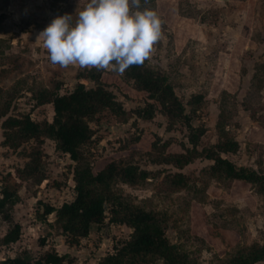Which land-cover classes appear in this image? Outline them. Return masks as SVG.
Listing matches in <instances>:
<instances>
[{"label":"rangeland","instance_id":"rangeland-1","mask_svg":"<svg viewBox=\"0 0 264 264\" xmlns=\"http://www.w3.org/2000/svg\"><path fill=\"white\" fill-rule=\"evenodd\" d=\"M87 2L0 0V111L8 102V115L28 114L34 122L49 123L52 105H35L31 97L34 89L58 84V93L66 95L78 82L94 86L82 78L87 69L54 66L38 38L55 16L74 15ZM142 7L155 10L162 20V38L147 62L168 74L188 118L171 123L156 112L150 120L132 115L121 123L102 110L89 120L93 135L83 150L94 170L129 156L150 172L141 185L118 187L134 203H143L162 216L170 243L200 264H215L263 243L261 197L244 182L209 179L202 170L212 162L203 156L178 169L151 164L148 155L158 138L169 153H181L182 145L190 148V125L204 129L198 150H211L229 139L232 150L220 153L221 157L237 167L264 172V0H148L147 4L142 0ZM104 71L101 81L124 110L131 113L148 101L146 93L134 90L120 75ZM198 93L203 94V101L190 112L187 102ZM223 94L230 110L226 135L216 126ZM1 133L0 128V141ZM29 148L24 145L13 152L0 146V185L7 173L14 176V169L23 166ZM42 150L45 180L39 185L17 180L19 201L10 214L12 221L20 224L21 235L16 243L0 246V260L14 256L33 260L54 251L68 255L69 264H100L106 254L129 239L132 230L109 225L106 220L101 226H92L86 238L72 243L70 236L55 228L53 214L42 220L39 202L59 207L74 197V162L56 152L51 139L44 140ZM167 173L182 174L185 186L166 188L162 179ZM8 227L0 222V238Z\"/></svg>","mask_w":264,"mask_h":264},{"label":"trees","instance_id":"trees-1","mask_svg":"<svg viewBox=\"0 0 264 264\" xmlns=\"http://www.w3.org/2000/svg\"><path fill=\"white\" fill-rule=\"evenodd\" d=\"M104 72L87 69L82 78L92 82L94 86L88 88L78 82L66 95L58 93V84L34 89L31 97L35 105H52L53 116L49 123L34 122L28 114L8 115L9 104L5 102L6 105L0 111V146L13 152L24 145H29L30 148L23 155L26 159L23 166L14 169V176L7 173L0 185V222L9 224L0 238V246H9L19 240L21 226L12 221L10 214L12 207L19 201L17 180L31 181L36 185L45 180L42 171V146L45 139H51L55 151L68 155L74 162V197L59 207L39 202L42 206L39 214L42 220L53 214L55 228L61 235L70 236L72 243L86 238L92 226H101L106 220L109 225H125L130 228L132 232L129 239L115 247L112 253L106 254L100 264H200L193 255L181 251L168 241L162 216L143 203H134L118 187L120 184L141 185L149 178L150 172L134 164L129 156L109 161L102 168L94 170L83 150L93 135L89 120L99 111H109L121 123H125L132 115L150 120L156 112L164 115L169 122L176 123L187 117L184 104L175 94L168 74L155 69L146 60L141 66H131L120 76L134 90L146 93L148 99L143 107L136 108L131 113L127 112L108 90V86L101 81ZM203 98L201 93L190 96L187 102L190 112L195 111ZM228 107L223 94L216 124L222 135L227 132L225 127L230 117ZM189 129L187 140L190 148L182 145L181 153H169L164 142L160 144L161 140L158 138L150 146V163L181 169L203 156L212 162L202 170L209 179L244 182L261 197L264 205V172L237 167L227 158L221 157L220 153H229L232 150L229 139L214 145L211 150H198L204 129L190 125ZM185 184V177L180 173H167L162 179V185L169 190L183 188ZM43 243L41 241L40 245ZM67 258L69 256L66 254L59 255L51 251L33 260L23 256L6 257L0 260V264H69ZM260 261H264V241L261 245L256 243L225 260H216L215 264H256Z\"/></svg>","mask_w":264,"mask_h":264},{"label":"clouds","instance_id":"clouds-1","mask_svg":"<svg viewBox=\"0 0 264 264\" xmlns=\"http://www.w3.org/2000/svg\"><path fill=\"white\" fill-rule=\"evenodd\" d=\"M162 35V20L142 0H88L74 15L55 16L38 38L54 66L123 76L151 58Z\"/></svg>","mask_w":264,"mask_h":264},{"label":"water","instance_id":"water-1","mask_svg":"<svg viewBox=\"0 0 264 264\" xmlns=\"http://www.w3.org/2000/svg\"><path fill=\"white\" fill-rule=\"evenodd\" d=\"M0 38H2V35H0Z\"/></svg>","mask_w":264,"mask_h":264}]
</instances>
